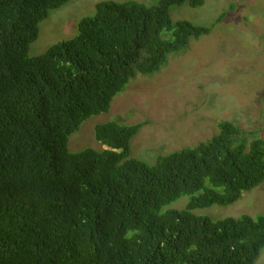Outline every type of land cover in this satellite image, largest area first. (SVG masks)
Returning a JSON list of instances; mask_svg holds the SVG:
<instances>
[{"label": "trees", "instance_id": "1", "mask_svg": "<svg viewBox=\"0 0 264 264\" xmlns=\"http://www.w3.org/2000/svg\"><path fill=\"white\" fill-rule=\"evenodd\" d=\"M72 0H0V264H256L264 214L214 222L196 210L236 203L264 182V140L219 123L207 142L132 158L141 124H98L106 149L72 153L70 137L137 75L211 26L173 23V6L206 0L103 1L75 38L32 57L51 11ZM182 210L164 209L182 196Z\"/></svg>", "mask_w": 264, "mask_h": 264}, {"label": "rangeland", "instance_id": "2", "mask_svg": "<svg viewBox=\"0 0 264 264\" xmlns=\"http://www.w3.org/2000/svg\"><path fill=\"white\" fill-rule=\"evenodd\" d=\"M103 1H136L154 6L159 0H72L50 12L39 25V37L30 46L37 57L54 44L78 34L80 21L96 14ZM212 32L191 40L189 47L169 56L167 65L151 76L137 75L117 95L108 113L91 117L70 137L72 153L86 148L106 149L94 137L98 124H141L131 142L132 158L153 165L158 156L207 142L219 133V123L241 128L250 142L264 140V0H206L204 6H173V23L188 21L211 26ZM190 201L185 195L164 209L182 210ZM217 222L226 218L264 214V182L244 192L229 206L214 205L194 212ZM264 264V249L256 261Z\"/></svg>", "mask_w": 264, "mask_h": 264}]
</instances>
